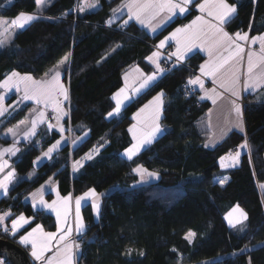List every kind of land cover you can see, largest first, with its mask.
Here are the masks:
<instances>
[{"label":"trees","instance_id":"16d2710c","mask_svg":"<svg viewBox=\"0 0 264 264\" xmlns=\"http://www.w3.org/2000/svg\"><path fill=\"white\" fill-rule=\"evenodd\" d=\"M84 1L89 0H56L45 9V18L18 31L8 46L0 48V81L13 71L42 79L70 54L63 73L70 95L66 125L74 137L88 134L75 150L67 146L35 169L41 152L59 139L55 132L40 130L16 162L20 180L1 201L0 212L11 210L10 221L19 214L34 217L54 231V218L35 212L26 202L33 191L50 178L58 182L63 196L103 187L111 192L103 198L99 221L90 206L84 210L88 228L79 241L78 264H264V102L247 96L245 134L233 132L215 148H206L209 131L204 120L211 105L198 97L187 98L184 88L204 61L197 54L183 65L174 64L120 117L109 118L124 72L135 65L152 73L147 58L158 42L197 12L192 10L152 37L135 23L108 25L113 10L126 0H98V10L79 12ZM36 9V0H0V19ZM226 27L231 33L262 34L264 0L239 3L238 14ZM161 91L166 133L126 159L123 152L132 144L128 128L133 115ZM28 110L26 106L0 119V141ZM245 141L248 149L238 165L223 168L220 157ZM94 148L99 154L74 176L71 163ZM138 165L158 172L160 179L133 187ZM224 175L230 180L221 186L215 180ZM235 206L247 218L242 227L232 229L225 216ZM190 231L195 233L191 242L185 239ZM128 249L131 255L126 254Z\"/></svg>","mask_w":264,"mask_h":264},{"label":"snow or ice","instance_id":"6c2138e0","mask_svg":"<svg viewBox=\"0 0 264 264\" xmlns=\"http://www.w3.org/2000/svg\"><path fill=\"white\" fill-rule=\"evenodd\" d=\"M96 2H98V0H94L93 4H89L88 7H93ZM253 2H255V0H253ZM36 3L39 5L42 3V0H36ZM193 3L194 0H144L143 3H141L140 0H128V2L123 5V7L128 9V19L124 21V24L127 25L129 21L135 20L149 27L151 31L156 32L157 28L161 27V24L171 21L177 14L184 16L188 13L190 10L189 5ZM209 5H211V10L208 11V15L211 17V20L206 21L203 16H197L190 24L176 27L173 32L160 40L157 47L162 48L168 41H175L176 49L174 52L169 53V59L175 57L178 62L184 61L186 55L191 53L194 48L200 47L202 51L207 52L209 60L200 65V74L193 78H189L187 84L190 86H198L199 90L204 93V95L200 97L201 100L210 99L213 104H216L217 99L223 97V92H217L216 88H205V82L202 77L208 78L211 79L214 85L228 92L230 97L233 98L230 99V105L231 112L235 115V121L231 122L227 130L224 131V135H227V132L231 131L232 128H238L243 131L244 105L241 102V90L238 88V85L241 84L242 73L236 67L237 64L242 66L245 59V47L240 42L243 41L250 45L259 43V54L252 50L247 51L246 79L243 82V90L247 91L249 87L256 88L264 81V70H262L264 69V34L252 36L251 39H249L248 32L241 33L237 31L234 35H230L225 28L230 20L238 14L239 3H229L228 0H203L202 3H196L195 7L203 13ZM80 11L83 12L84 7H81ZM113 11L115 12L116 10L114 9ZM149 12L152 13L151 19H155L161 12H167L168 15L161 21V24L154 26L150 22L146 23L143 18ZM37 19V16L21 12L11 20L10 24L8 21H0V26L8 25L9 27L15 26L18 29H24ZM213 21H215V23H213ZM197 25H201V27L194 30V27ZM205 26L207 31L205 30ZM249 27L251 28L252 26L250 25ZM6 30L7 29H5V31ZM181 37H183V40ZM197 41H201L202 43L198 45ZM4 44L5 42L0 40V48H3ZM203 44H207V47H204ZM69 55L70 54H66L54 69L45 73L47 79L36 80L31 74L21 75V73L13 71L10 75L6 76L3 81H0V88L9 91L14 88L17 92L22 88L24 91L23 100H34L36 104H43L45 108L52 106V111L56 113L55 118L59 123L61 119L68 116V112L63 110L62 105L69 101L70 95L69 89L64 86L62 81L61 69L67 64ZM159 56V52H153L152 55L147 58L149 62L155 63V71L150 75H143L138 86H133L131 89H128L126 83L124 87H120L113 94L112 99L115 101V107L112 111L107 113L109 118L121 114L122 107L131 99L130 93L138 94L143 89L148 88L149 85L157 79V74L165 71L160 67L158 59L154 60V58H158ZM228 66H231V71L226 73L225 70ZM133 71L140 73L141 69L136 67ZM124 79L127 81V73ZM217 81H219V83H217ZM163 97V91L159 92L133 115V120H138V124H132L128 129V131L133 134L134 141L124 152V155L129 160L135 157L146 146L152 145L166 133L167 129L163 127L160 122L163 112ZM3 100L4 97L0 96V103H2ZM2 112L3 109H0V114H2ZM38 121L39 123L45 122V112L43 110L39 111L37 117L33 119L32 128L25 133L26 139L36 135L35 129ZM48 127L51 129L53 126L49 124ZM63 130V126H61L59 131L62 133ZM9 132H12V130L9 129ZM12 135L15 136V133L12 132ZM75 143L76 141H73V144ZM59 144L60 141H56V143L49 147L48 151L43 153V155L45 157L50 156ZM205 147H207V145H205ZM240 147L247 148V141ZM18 151L19 149L16 148L15 145L0 150V172H3L7 166V161L2 158L3 154L10 153L11 155H15ZM240 155L241 152L239 150L235 151L234 154H229V159L233 161V164L230 166H234ZM92 158L90 151V153L85 154L83 159L91 160ZM224 160V156L220 157L221 164H223ZM72 167L73 171H76L78 167H83V165L80 161H75ZM133 171L140 177L138 181L140 184L147 183L150 179H159L160 176L158 172L149 171L142 165H138ZM14 178L15 171L8 172L7 175L0 179V190L7 193L9 191V184ZM220 183L223 184L224 181L222 180ZM53 190L55 191V189ZM38 193L39 195L37 193L32 194L33 207L35 208L39 205L40 208L50 209L55 212L57 231H45L41 224H36L35 227H32L30 231H27L25 235L20 237V243L23 245L31 244V256L37 261H46V264H73V250L79 249L80 245L78 243H68L73 233V225L68 222L69 198H63L62 211L61 207L57 206V200H53L49 203L44 199L43 186L38 190ZM89 200L91 201V209L95 217L99 218L101 214L100 196L94 188L89 189L82 196L76 197L75 232L79 236L84 234L87 227L81 216V202H87ZM237 210L239 209H234V211ZM239 211L240 215L246 219V213H243L242 210ZM10 215V212L0 215V223L5 220L6 216ZM231 216L232 213H229L225 218L228 220L231 227H235L240 221L237 220L233 223ZM33 219L34 217H25L23 214L13 219L11 221V234L15 236L19 229L23 228L25 225L31 224ZM5 231H7V228H5ZM57 233H60V235L57 241L58 247L56 257H45V253L51 251L53 246L52 242L57 238ZM194 236L195 233L190 231L186 234L185 239L191 242ZM131 253L132 249H128L126 254L131 255ZM143 254V252L140 253V255ZM0 264H4V261L0 260Z\"/></svg>","mask_w":264,"mask_h":264},{"label":"crops","instance_id":"0c3cea01","mask_svg":"<svg viewBox=\"0 0 264 264\" xmlns=\"http://www.w3.org/2000/svg\"><path fill=\"white\" fill-rule=\"evenodd\" d=\"M242 1H244V0H228L229 3H233V2L241 3ZM88 2L89 3H93L94 0L84 1V2L81 3L80 6L82 7L83 4L87 5ZM127 2H128V0L122 2L120 5H118L115 8L116 11L112 12V16L108 20V25L110 27L125 26L124 21L128 19V9L126 7H123V5L126 4ZM140 2L143 3L144 0H140ZM202 2H203V0H194V3L192 5H189V9L190 10H189L188 13H186L184 16H180L179 14H177V16L173 17L171 21H169V22H167L165 24H161V21H163L164 18L168 15L167 12H161L159 15L156 16L155 19H151L152 13L149 12L143 18L145 19L146 23L150 22L154 26L158 25V24H161V27L157 28L156 32L151 31V29L149 27H146L145 25H142V24L136 22L135 20L129 21V23H135L136 25H138L139 27L144 29L152 37H155L158 34H160L161 32H163L176 19L186 17L192 10H195L197 12V14H196L195 17H193L186 24H190L191 21L194 20L197 16H203L206 21L211 20V17L208 15V11L211 10V5H209L206 8L205 12H203V13L200 12L199 9L195 7L196 3H202ZM94 6H95V8L89 9V10L90 11L98 10L99 6H98L97 2L95 3ZM84 10H88L86 6H85ZM213 23H215V21H213ZM186 24H182V25H179L177 27H181V26L186 25ZM200 27H201V25H197V26L194 27V30L198 29ZM174 30L175 29H173L171 32H173ZM205 30L207 31L206 26H205ZM225 30L228 31L227 27L225 28ZM228 32H229L230 35H234L235 34V33H231L230 31H228ZM170 33H168L166 36H168ZM241 33H243V32H241ZM248 33H249V39H251L252 36H257V35H252L251 32H249V31H248ZM262 34H264V32ZM181 39L183 40V37H181ZM159 42H158L157 45H159ZM201 43H202L201 41H197L198 45L201 44ZM240 43L243 44L244 47H245V59L243 61V64H242V66L240 64L236 65V67L242 73V75H241V84L238 85V88L241 90L242 100H244L247 96H251L257 102H264V81H262L261 85L257 86L256 88L249 87L247 89V91L243 90V82L246 79L247 51L248 50H252V51H255L257 54H259V43L255 44V45H250V44L245 43L243 41H241ZM203 46L207 47V44H203ZM166 49H171L172 52H174L175 49H176V42L175 41H168V43L162 48H158L156 46L154 52H159L160 56L158 58H154V60L158 59L160 67H161V61H162V56H163L162 52L164 50H166ZM197 54H199V55L204 57V61L202 63H204L205 61L209 60V56H208L207 52L206 51H202L200 47L194 48L191 53H188L186 55V58H185L184 61H179L178 62L175 57H172V58L174 60V64L183 65L191 57H193L194 55H197ZM217 54H219V53H217ZM147 63L152 67L153 72H154L155 71V63L154 62H149L148 59H147ZM136 67H139V66H135L134 65V66L128 68L124 72V74H123V87L125 86L126 83H127L128 89H131L133 86H138V83L142 79L143 75H150V74L153 73V72L152 73H146L140 67L139 68L141 69V72L140 73H136V72L133 71V69H135ZM262 70H264V69H262ZM225 71H226V73L230 72L231 71V66L226 67ZM126 73L128 74L127 81H125V79H124V76H125ZM199 74L200 73H199V69H198V72H197L196 75H199ZM21 75H23V74H21ZM196 75H194V76H196ZM160 77H161V73H158L157 74V79L153 83H151L148 88L143 89L140 93H138V94L130 93L131 99L129 101H127L125 103V105L122 107L121 113L135 99H137L146 90H148L152 85H154ZM42 79H47V77L45 76ZM202 79H204L205 88H207V89L216 88L217 92H223V97L222 98H218L216 104H213L210 99L201 100L200 97L202 95H204V93L199 90L198 86H191L198 92V100L199 101L208 102L211 105L210 109L208 110V112L206 114L205 120H204V124H205L206 128L209 131V136L206 138L204 146L207 145L206 148L209 147V149H212V148H215L217 145L221 144L222 142H224L233 132H238V133H241V134H245V124H244V118H243V131H241L238 128H232L231 131L227 132V135H224V131L227 130V128L230 126V123L235 121V115H234V113L231 112V105H230V99H233V98L230 97L228 92H225L223 89L219 88L217 85H214L212 83L211 79L204 78V77H202ZM36 80H38V79H36ZM39 80H41V79H39ZM62 81H63V73H62ZM217 83H219V81H217ZM0 96L4 97L3 102L0 103V109H3L2 114H0V119L5 117L6 115L11 114L9 112H12V111L14 112V109L17 108V107H23L24 108L26 106H29V110L26 113L25 117L20 122H18L16 125H14L13 127L10 128L12 130V132L15 133V136H13L12 132H9V129H8L3 134L2 140L0 141V150L5 149V148H10L13 145H15V147L19 149V151L16 152L15 155H11L10 153H4L3 154L2 158H3V160L7 161V166L5 167L3 172H0V179H2L5 175H7L8 172L13 171V170L15 171V178L9 184V191L7 193H4L2 190H0V203H1V201L8 196L11 187L15 183H17L18 180H20V177L18 176L17 171H16V167H15L16 162L19 160L20 155L23 153V151L26 149V147L31 143V141H33L37 137V135L39 134L40 130H45L47 132H55V133L59 134V139H57V141L59 140L60 144L53 150V152L48 157H45L43 155V153L47 152L49 147L47 149L43 150L41 152V154L39 155V157L34 162L35 169L39 168V166H41L43 163H45L47 161H50L55 154H57L58 152H60L63 148H65L67 146H70L71 150H75V148H77L83 141H85L87 139L88 134H85V135H83L81 137L72 136L70 130L67 128V125H66V119H67L68 116H66L63 119H61L59 121V123L56 121V123L53 125V127L51 129H49V127H48V125L50 124L49 119H50L51 115L53 114L52 106H49V107L45 108L43 104L38 105V104H36V102L34 100H23L24 91H23L22 88H21V90L19 92H17L14 88L11 91H9L7 89H4V88H0ZM242 100H241V102H242ZM163 101H164V97H163ZM114 103H115V101H114ZM41 110H43L45 112V122L44 123H39V121H38L36 129H35L36 135L30 136V137H28L26 139L25 138V133L27 131H29V129L32 128V121H33V119H35L37 117L38 112L41 111ZM163 110H164V103H163ZM64 111L68 112V107H66V108L64 107ZM118 116H120V115H118ZM118 116L114 115L113 117H118ZM162 119H163V112H162L161 121H160L161 124H162ZM135 124H138V120H135ZM61 126H63V129H64L62 133L59 131V128ZM129 134H130V137L132 139V143H134L133 136H132L131 132H129ZM162 137L163 136H161L157 141H159ZM73 141H76V143L73 144ZM39 144L40 143H38V145ZM209 144H212V145L209 146ZM147 147L148 146H146L144 149H146ZM144 149H142L140 152H142ZM247 149H248V147L247 148H241L240 147V151H242V153L247 151ZM93 150H95V151H93ZM99 152H100L99 148H94V149L91 150V154H92V157H93L91 160L83 159L85 157V155H84L83 157H81L77 161H80V163L84 167L88 162L92 161L99 154ZM124 152H123V156L126 159H128L124 155ZM88 153H90V152H88ZM226 160H228V159H226ZM74 162L75 161H73L71 163L72 166H73ZM83 167H78V170H76V171H73V167H72V174L74 176L78 175L81 172V170L83 169ZM224 168H228V167H224ZM32 176H33V173H31V175L29 177H32ZM222 180L224 181L223 184L220 183V181H222ZM229 180H230L229 176L228 175H224V176L217 177L215 181L219 185L224 186V185H226L229 182ZM42 186H43L44 199L46 201H48L49 203H51L53 200H57V202H58L57 206L61 207L62 211H63V209H62L63 198H65V197L69 198V201H68V212H69L68 222L73 225V233H72V236L69 239L68 243H78L79 244V241L85 236L87 228H88V223L86 222V219H85V216H84V210L87 207H89V206L91 207V201L89 200L87 202H84V201L81 202V216H82L83 221H84V223H85V225L87 227H86V231L84 232V234L82 236H79L75 232V208H76L75 199H76V197L82 196L84 193L81 194V195H78V196H74L73 194H69V195L63 196V195H61V193L59 191L58 182L55 179H53V178H51L48 181H46ZM42 186H40L38 189L33 191L27 197V199H26L27 201L26 202L31 205V207L33 208V210L35 212L42 211V212H45L46 214L51 215L54 218L55 223L57 225L55 212H53L50 209L40 208L39 205L37 207H35V208L33 207L32 194L33 193H37L39 195L38 190H40ZM53 189H55V191ZM94 189L96 190L97 194L100 196V202H101V206H102L103 198L106 197L111 191L110 190H106L103 187H98V188H94ZM237 208L239 210H241V208L235 206L229 212H232V211H234V209H237ZM239 210H237V211H239ZM7 212H10L11 215L10 216H6L5 220L2 223H0V229H2V230H5V228L12 230L11 221L13 219H15L16 217H18L19 215H21V214H19V215L15 216L10 221V218L13 215L11 210H9V209L7 210L6 209V210L0 212V215H2L4 213H7ZM23 215L25 217H27L25 214H23ZM92 216H93L95 221H99L100 217L96 218L95 214L93 212H92ZM36 224H41V223H36L35 222V218H34L32 220L31 224L25 225L23 228L19 229V231L16 233V235L14 237V241L18 245L23 247L28 252L29 257H30L31 261L33 262V264H46V261H37V260H35V258H33L31 256V251H32L31 244L23 245V244L20 243V237L25 235L27 231H30L32 227H35ZM43 228H44L45 231H48V230H46V228L44 226H43ZM56 231H57V227H56V229L54 231H50V232H56ZM59 235H60V233H57V238L55 240H53V242H52V245H53L52 249H51V251H48V252L45 253V257H52V258L56 257L57 247H58L57 241L59 239ZM80 253H81V248L73 250V264H78V260L80 258ZM0 260H3L4 264H5V260L4 259L0 258Z\"/></svg>","mask_w":264,"mask_h":264},{"label":"rangeland","instance_id":"374dc122","mask_svg":"<svg viewBox=\"0 0 264 264\" xmlns=\"http://www.w3.org/2000/svg\"><path fill=\"white\" fill-rule=\"evenodd\" d=\"M56 0H42V3L41 4H37V9H36V11L34 12V13H27V14H31V15H34V16H37L38 18H45V16H44V11H45V9L47 8V7H49L53 2H55ZM89 4H93V3H87V5H82V7H84L85 8V6L87 7V9L89 10V9H93V8H95V6H93V7H91V8H89L88 7V5ZM81 8V6L78 8V10ZM79 12H80V10H79ZM14 19V18H13ZM13 19H7V18H5V19H0V21H8L9 22V24H10V22H11V20H13ZM34 22V21H33ZM32 23V22H31ZM30 23V24H31ZM29 24V25H30ZM29 25H27L25 28H27ZM24 28V29H25ZM5 29H7L6 31H5ZM24 29H18L17 27H15V26H8V25H4V26H0V40H3L4 42H5V44H4V47H6V46H8L9 45V43L11 42V41H13V39H14V37H15V35H16V33L18 32V31H21V30H24ZM3 47V48H4ZM66 66H67V64L61 69V71H62V73H64V71H65V68H66ZM54 69V68H53ZM64 83V82H63ZM64 86L67 88V85L64 83ZM67 104H68V102H66L64 105H62V107H63V110H64V107L66 108L67 107ZM21 108H23V107H17V108H15L14 109V111H18V110H21ZM9 113H13V111L12 112H9ZM10 114V115H11ZM122 114V113H121ZM121 114H120V116H121ZM56 116V114H55V112H53V114L51 115V117L52 116ZM120 116H118V117H120ZM50 117V118H51ZM56 121H57V119H55V121H54V119H53V124H51L52 126L56 123ZM49 122H50V119H49ZM137 122V121H136ZM133 123L135 124V120L133 121ZM132 123V124H133ZM131 124V125H132ZM132 134V133H131ZM132 136H133V134H132ZM210 145H212V144H209V146ZM209 148V147H208ZM241 152V155H242V151H240ZM240 155V156H241ZM240 158V157H239ZM239 161H240V159H238V161L237 162H235V164H234V166H230V165H232L233 164V161L231 160V159H228V160H224V162H223V164H221V161H220V164H221V166L224 168V167H228V168H231V167H236L237 165H238V163H239ZM138 176V175H137ZM159 179H160V176H159ZM159 179H150L147 183H144V184H140V183H138V181L140 180V177L138 176V180L136 181V182H134V184H133V187H138V186H143V185H148V184H152V183H154V182H157ZM229 213H232V216H231V219H232V221H233V223H235L237 220H239L240 221V223H237L236 224V226L235 227H231L230 225H229V222H228V220L226 219V222L228 223V225H229V227L230 228H232V229H234V228H238V227H242L243 225H244V223H245V220L246 219H244L241 215H240V211H232V212H229ZM228 213V214H229ZM244 213V212H243ZM228 214H226V216L225 217H227L228 216ZM193 239V238H192ZM192 241V240H191Z\"/></svg>","mask_w":264,"mask_h":264},{"label":"built area","instance_id":"2783aa9c","mask_svg":"<svg viewBox=\"0 0 264 264\" xmlns=\"http://www.w3.org/2000/svg\"><path fill=\"white\" fill-rule=\"evenodd\" d=\"M172 52L171 49H166L162 52V55H163V60H162V63H161V68H163L165 71L162 74L164 73H168L172 70V67L174 65V60L173 58L169 59V53ZM197 74V73H196ZM185 88V93H186V96L187 98H196L198 97V92L193 88L191 87L190 85H185L184 86ZM242 103L243 105L245 106L246 105V98L244 100H242ZM56 116H52L50 118V124H53V119L55 121V118ZM239 150L240 151V147H235L233 149H231L225 156L226 159H229V154L232 153L234 154L235 151ZM12 230L11 229H7V231L5 230H2L0 229V239H6V240H13L14 241V237L12 234H11ZM5 264H7V262H5Z\"/></svg>","mask_w":264,"mask_h":264},{"label":"water","instance_id":"95a60500","mask_svg":"<svg viewBox=\"0 0 264 264\" xmlns=\"http://www.w3.org/2000/svg\"><path fill=\"white\" fill-rule=\"evenodd\" d=\"M0 258L8 264H33L28 252L13 240L0 239Z\"/></svg>","mask_w":264,"mask_h":264}]
</instances>
